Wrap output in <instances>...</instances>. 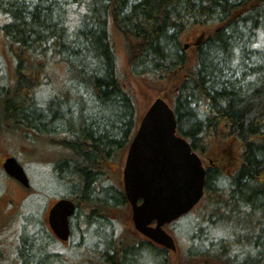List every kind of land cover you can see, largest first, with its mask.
<instances>
[{"label": "trees", "instance_id": "1", "mask_svg": "<svg viewBox=\"0 0 264 264\" xmlns=\"http://www.w3.org/2000/svg\"><path fill=\"white\" fill-rule=\"evenodd\" d=\"M1 19L15 64L9 75L0 60V134L63 141L70 154L59 151L54 167L58 177L67 173L61 178L66 197L89 212L81 226L123 204L103 184L106 162L135 126L124 74L165 90L176 83V93L166 96L192 147L203 156L205 149L234 143L241 157L233 174L208 168L204 198L184 217L187 264H264V59L243 62L249 35L256 40L249 50L262 47L264 0H0ZM112 27L125 41L124 72ZM185 38L200 42L184 50ZM48 64L65 65V92L43 101L35 90L45 84ZM23 224L15 252L9 246L0 264H46L35 253H42L38 239H31L43 222ZM113 225H102L104 255L96 264H173L165 250L138 237H128L127 250L115 245V234L105 233Z\"/></svg>", "mask_w": 264, "mask_h": 264}, {"label": "rangeland", "instance_id": "2", "mask_svg": "<svg viewBox=\"0 0 264 264\" xmlns=\"http://www.w3.org/2000/svg\"><path fill=\"white\" fill-rule=\"evenodd\" d=\"M2 20L3 19L0 21ZM111 33L115 43L120 70L124 72L126 68L125 41L114 27L111 28ZM250 37L251 35L246 38L247 48L246 54L243 56V62L247 66L251 62L264 59V38L260 41L262 47L260 49L257 47L251 51L249 47L252 45V41L256 43V40L254 36ZM0 60L6 65L8 74H12L15 58L7 52L1 31ZM48 66L47 69H49V73L47 72L44 78H42L45 84L39 86L35 90V95L43 101L49 98L50 95L52 96L54 94L57 95L59 92H65V85L63 84V79L66 76L65 65L56 64L52 66L48 64ZM243 68L244 67L241 66L240 69L236 71H239V74L242 75ZM124 75L123 82L126 84V88L132 92L133 90L136 92L138 115L141 116L157 97L155 90L158 89V91L162 92L165 91V89H161V84L153 87L151 84L147 86L140 80L129 79L127 74ZM14 136L6 132L0 134V162L7 156L17 157L30 178L31 187L30 189H26L16 179L7 175L0 164V263L4 256V250H6V254H8L9 246H13L11 250L15 252V246L17 247L16 243H18L15 238L22 235L23 222L28 218L41 219L43 222V231H40L39 234L36 233L31 239H38L36 240V246H39L42 253H37L36 251L35 253L41 255L40 258L46 264H96L101 261L104 255V247L100 244V240L103 237V231L101 229L102 225H105V223H116V225L113 226V230H105V233L108 235L110 233L115 234V245H120V248L124 250L130 247L131 244L128 245L126 242H129V238L133 242L135 236L127 223V208L125 203L122 205L115 203L105 212H100L101 216H93L92 222L87 223L85 228H83V226L79 227L77 223L80 225L81 219L87 216L89 212L85 210L78 211L72 219L73 236L70 243L63 244L54 239L53 233H51L52 231L46 223L48 211L52 202L68 194L65 183H63L61 179L64 176L66 177L67 173L62 174V177L56 176L58 171L55 170L54 166L58 160V152L70 154V150H65L64 147L61 146L63 141L60 140L58 143L56 138L54 141L50 140L49 144V142L45 140H42V142H40V140L33 141L32 139L26 141L21 140L19 136ZM16 137L19 139L17 140ZM129 140L125 142V146L128 145ZM123 150L124 148L121 153L124 152ZM239 153L240 150L234 143L230 145H216L214 148L204 150L203 160H212L214 164L212 169H220L222 174L228 175L240 166L241 157ZM111 162L115 163L109 166L110 168H108L104 178V180L106 179V183L103 185L112 188L117 193L121 189V167L117 169V167L120 166L121 159H119V156H114ZM205 166H207V164H205ZM103 208L104 205L102 204L97 210L100 211ZM85 222L86 220L84 219L83 223ZM90 226L94 227L88 231ZM24 228L26 227L24 226ZM168 229L174 233L179 244L178 250L174 253V256L166 252L168 261L170 262L171 258L173 264H187L185 255L188 247L187 240L190 235L189 228L181 218L177 223L168 226ZM96 231L98 232L96 233ZM53 255L61 257L62 259L58 260L55 257H51ZM121 255L122 253H120L117 260H120ZM14 263L22 264L18 259H16ZM3 264L10 263L4 261ZM139 264H143V262L139 261Z\"/></svg>", "mask_w": 264, "mask_h": 264}, {"label": "water", "instance_id": "3", "mask_svg": "<svg viewBox=\"0 0 264 264\" xmlns=\"http://www.w3.org/2000/svg\"><path fill=\"white\" fill-rule=\"evenodd\" d=\"M3 167L10 176L30 187L24 168L14 157L7 158ZM123 175L136 231L160 246L176 250L174 238L164 225L200 202L206 170L191 145L177 135L175 113L164 99L157 98L140 117ZM139 199L143 200L141 204ZM75 210L73 201L61 199L49 211L48 224L62 242L70 238V217Z\"/></svg>", "mask_w": 264, "mask_h": 264}, {"label": "flooded vegetation", "instance_id": "4", "mask_svg": "<svg viewBox=\"0 0 264 264\" xmlns=\"http://www.w3.org/2000/svg\"><path fill=\"white\" fill-rule=\"evenodd\" d=\"M114 156H116V157H118L119 156V159H121V163H122V153H119V152H115V155ZM115 162H111V161H109V162H106V164L108 165V167L111 165V164H114ZM121 163H120V166L119 167H117V169L118 168H120L121 167ZM110 168V167H109ZM120 182H121V178H120ZM120 193V192H119ZM121 194V193H120ZM122 196H123V194H122ZM123 199H122V201H124V196L122 197ZM77 205V204H76ZM78 211V210H77ZM77 211H76V213H77ZM76 215V214H75ZM75 215L70 219V226H71V230H72V219L75 217ZM77 225L79 226V227H81V225H79L78 223H77ZM83 228H85V227H83Z\"/></svg>", "mask_w": 264, "mask_h": 264}]
</instances>
